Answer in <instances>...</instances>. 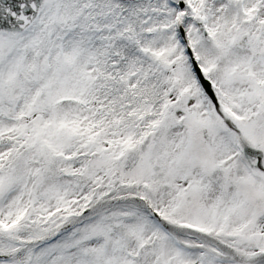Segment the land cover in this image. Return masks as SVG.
I'll list each match as a JSON object with an SVG mask.
<instances>
[{
    "label": "snow or ice",
    "instance_id": "6c2138e0",
    "mask_svg": "<svg viewBox=\"0 0 264 264\" xmlns=\"http://www.w3.org/2000/svg\"><path fill=\"white\" fill-rule=\"evenodd\" d=\"M0 264H264V0H0Z\"/></svg>",
    "mask_w": 264,
    "mask_h": 264
}]
</instances>
